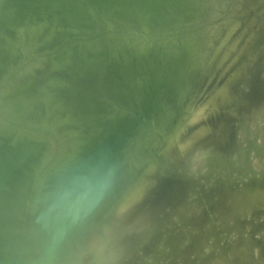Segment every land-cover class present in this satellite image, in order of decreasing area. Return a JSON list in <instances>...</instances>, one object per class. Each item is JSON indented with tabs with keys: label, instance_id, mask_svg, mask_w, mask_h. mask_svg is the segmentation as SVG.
I'll use <instances>...</instances> for the list:
<instances>
[{
	"label": "rangeland",
	"instance_id": "obj_1",
	"mask_svg": "<svg viewBox=\"0 0 264 264\" xmlns=\"http://www.w3.org/2000/svg\"><path fill=\"white\" fill-rule=\"evenodd\" d=\"M186 1H187L186 2L187 4H185V9L176 16V18L172 21V23L170 25H168L169 27L167 26L159 34V37H157L158 40H157L156 44L153 46V47L163 51L167 55V57L169 58V60L173 64V66L175 67V70H176L175 74L173 76H171V75L168 76V74L158 75V73L155 71L153 73L151 72L152 75H151V73L148 74L147 77H141L139 75L134 76V79L139 86L148 87L149 84L152 85L154 79L158 80V81H156V83L159 82L160 84H163L160 87V86H158L159 83L154 85V83H155L154 82L153 83L154 86L153 85H152L153 87L150 86L151 88H150L149 93H148L149 94L148 96L150 99L147 100L145 107L143 106L142 109L139 108L141 110L137 109V111L139 110L138 113L141 112L140 114L136 113V109L132 110L133 113L131 112L130 109H128V111L126 112L125 111L126 108H123V106L118 105L116 102H114L111 99H105L104 98L105 96H99L101 98V102L98 105L99 108H98V106H97L98 109L95 108V110H97V111L99 110V116H97L98 113H96V111H94L95 112L94 116H95L96 120L98 118V121H100V122H103L105 120L109 121L115 117H118L119 113H121V112L122 113L120 115H122V114L124 115V113L128 114L130 112V114H128V115L131 116L133 124H134V122L136 124L138 122H141V123H138L137 125L134 124L135 127H132L133 131H131L130 134L131 135L134 134V130L136 129L135 130L136 135H132V137H131V135L129 134L130 137L128 136L126 138L127 140L125 139L122 146L120 145V147L118 148L119 152H117V155L115 156L116 158L114 157L113 158L114 161L112 162L113 166L119 167L120 171L124 172L123 174H125V175H126V171H128L129 165H130L131 170L135 171L134 175L132 174L133 173L132 171H128V173L131 172V175H130L131 177L129 176L130 179L127 178L124 180H127L130 183H132V182L133 183L129 184V182L126 183L127 181H125L126 185L129 184L127 187H124L125 190L126 189L129 190V188H128L129 186L131 187L133 184H135L137 181H139L142 177L147 175L149 171L151 172L154 170V168L155 169L159 168L161 176L164 175V177H167V176H170L171 174L173 176H175L174 178L178 181L179 187H180V189L177 190V194H176L177 198H179V199L176 202H173L172 204L170 203L169 206H167L165 209L162 210L160 215L157 216L156 225H154L151 229L149 227H147V228L141 227L138 229V231L127 232L126 234L121 235L118 239H115V240L111 239V232H114L115 230H117V226H115L114 228L111 227L112 229L111 228L110 229L112 231H109V229L104 230L103 232H101L102 233L101 237H100L101 242L99 241V245L97 247H95V249L94 248L92 249L90 247V240H91L90 238L93 236L94 233L97 232V230H95V228H99V227L102 228V226H104L103 224H105L108 221V220H104V219L110 218L109 215H111V214L108 215V213H111V211L113 210L114 204H112V203L109 204L107 206L106 210L103 213L99 214V216L97 213L92 214L93 215L92 219H95V217L97 216L96 217L97 223L99 221V218L100 219L103 218L101 221H99L100 223L97 225L95 223L96 222V219H95L94 223H95L96 227L94 228L93 227L94 224H93L92 227L94 229H91L92 231L95 230V232L93 231V233H91V230H89V232H88V230H86L85 227L83 228V231L85 232V234L86 233L89 234V239L86 238V236L88 237V235H85L83 231H78V229L82 228V227H80L81 225L92 224L93 220L91 221V223H89V221L91 219L90 216L92 217V215H90L88 217L89 221H87V217L80 219L78 221V223L75 224L76 226L75 225L73 226V228L69 231L70 233L67 234L65 236V238L62 240V242L56 247V249H54L53 252L49 253L48 255H41V254L37 253L35 251V249L32 250V248L27 249V247L23 246V244H22V242H23L22 238H18V239L17 238H11L10 240L13 239V241L9 242V244L12 242L10 244L11 246L9 245V248H11V249L13 248L12 252L9 251V252H7V254L4 253V257H6V258L13 253L12 256L10 257L11 264L12 263L15 264L17 261H19V258L21 261L22 257H26V255H25L26 253L24 254V252L26 250H28L27 254L29 256H30V254L35 256L34 258H36L35 259L36 261H37V259L40 261L39 257H42L43 260L46 259L47 262H49L50 260L53 261V259L58 257L57 262L61 258H63V259H61V261H64V262L66 261L67 263H68V261H70V260L72 261V259H73V261H75V260L77 261V263H76V261L74 262L75 264H78L79 262H80L79 264H83L84 262L86 264H112V263L113 264H256V263L257 264H264V101L262 103V107L261 106L259 107L258 105H256V102H253V103L252 102H250V103L244 102L242 100V97H243L242 91H240V94H238V96H236V97H233L227 101L222 100V104H220V106L222 105L223 113H225L226 116L229 118V127H228L229 131H227L225 136L219 137L210 143L202 142V143H199L197 145V142H194V144H191L189 146V144H185V142L188 138V136L186 134L187 132L186 133L182 132V127L185 124L184 122H189L188 117L191 114V111H192V109H194L195 106L197 107V106H200L203 104H209L210 102H212V100H215L214 96L212 95L213 92L219 90L220 87L223 85L225 79H228L233 75L234 76L236 75V77L233 81L234 85L232 84V87L237 86V85L240 86V83L245 80L248 72H252V70L255 67H257V65L260 63V61L264 57V0H223V1L218 0V3L216 2L217 0H186ZM219 1L221 3H219ZM1 2H2V0H0V3ZM3 2H2V4H0V7L3 6L2 8H0L1 9L0 10V16L2 15V13H4V15L1 17H4L3 19L6 18L5 19L6 26H5V29H4V27L0 26L1 27L0 28V34H1L0 35V38H1L0 43L4 44L2 46L0 45L1 46L0 47V56L3 57L5 55L4 56L5 60L4 59L2 60L0 57V62H1L0 64H2V65L4 64L3 69L6 67V70L5 69L3 70L2 66H0V68L2 69V70L0 69L1 70L0 71V77H1L0 78V94L2 93L1 95L3 96V94L5 93L3 97L0 96V107L2 108L1 110H3L2 111L3 113H1V112L0 113H1V115L3 114V116H4V114L7 113L8 102L11 100L12 97L17 95V93H14L15 95L12 94V97H11V92L13 93V90H15L14 92H16L17 90L21 91V89H18V88H21V84H23L22 86L26 87L27 86L26 82H27L28 78H29V80L31 78V79H33L32 81H34L36 79H42V78L47 77L50 74V72L52 71V68H53L52 64L54 65V62H55V59L54 60L51 59L50 56L55 57L57 50H59V47L61 48L63 46L62 44H64V43L66 44V42L67 43L72 42V40L73 41L79 40V39L83 38L85 35L82 34L80 28L77 29L78 27L73 26L72 23H69V22H60L59 24L57 23L59 6L55 2L51 3V4H47V0H42V1L37 0L34 4H32L30 6H24V7L19 6L21 9L19 7H16V9L11 8L10 6H7L5 4L4 5L6 8H4ZM208 3H210V4H208ZM35 4H36V6H35ZM38 5H39V7H38ZM49 6H51V8ZM29 7L32 8L31 12H30ZM26 8H28L27 10L29 11L28 12L29 14L27 13L26 16L22 17L21 14L23 15L24 13L27 12V11L25 12ZM35 8L37 10L41 11L42 13L40 14V12H37ZM212 8H213V12H212ZM5 9H6V11H8V9H10V12L9 11L8 12H9V14L10 13L11 14L9 15L8 12L5 11ZM14 11H16V14L17 13H19V14H17L18 19L16 18L13 21L12 17H10V16L14 15L13 18L17 17L16 14H13V13H15ZM20 11H22V13ZM23 11H24V13H23ZM52 11H54V12H52ZM36 12L39 14H37ZM190 12H192V13L194 12L193 15ZM35 14L37 16H35ZM6 15L9 17H6ZM31 15H33V17L35 16L36 18L30 17ZM19 17H20V20H19ZM178 17L179 18L181 17L180 19L184 23ZM37 18H39V19H37ZM3 19H1V20L3 21ZM22 19H24V20H22ZM26 19H27V21H26ZM184 19L185 20L191 19V20L188 21V23H187L184 21ZM52 20H54V21L52 22ZM49 23H50V25H49ZM106 23L104 25L105 31L103 32V30H104V28H103V30H102L103 33H101V35L103 34L102 35V39L104 40L103 42H104V44H106L107 47H109L108 49H110V50H113V51L124 50L126 52L140 53V52L147 50V48H149L151 46V43L153 42V40L150 39L151 38L150 35H153V32H152V34L150 32L151 31L150 28H145L144 26H142L143 29H145V30H143V29H141V26H137V28L131 27V28H128L125 30H119L117 28H114L110 22H106ZM13 24L16 26V28ZM11 26H12V28H11ZM52 26H55L57 29L52 27ZM65 27L68 30H66ZM168 28H170V29H168ZM147 29L150 31H148ZM190 29L192 31L191 34H190ZM203 30H204V32H203ZM4 31H5V33H4ZM61 32H64V33H61ZM59 34H61V35H59ZM71 34H72V37H71ZM184 34H186L185 39L183 36ZM87 35L90 36L89 34H87ZM92 35L93 34H91V36ZM59 36H62L59 38V39L62 38L61 40L57 39ZM68 36H70V37H68ZM64 37H66V38H64ZM186 37H187V39H186ZM193 37H194V39H193ZM68 38L70 41L67 40ZM186 40H188V41H186ZM10 41H12V42H10ZM60 45H62V46H60ZM202 45H203V47H202ZM206 46H208V47H206ZM6 48H8V49H6ZM200 48L201 49L203 48V49L201 50ZM196 49L198 50L197 53L195 52ZM1 50H2V52H5L7 54L4 53L2 55ZM200 50H201V52H200ZM52 51H53V53H52ZM47 52L50 56L48 54H46ZM192 52H193V54H192ZM44 54H45V56H44ZM184 54L186 55V62H188L189 64H194L195 63L194 61L197 60L196 62L200 63L199 66L202 65V67L198 68L196 66V63L194 64L195 65L194 68H192V70H190V72H189V76L191 77L192 80L187 81V82L182 81V79H180V78L178 79V76H177L178 72H179L178 64H179L180 60L183 58ZM9 57H10V59H9ZM47 57H49V58L47 59ZM202 57H203V60H202ZM8 59H9V61H8ZM190 60L193 61L194 63L193 62L191 63ZM6 61H7L8 65L5 64ZM50 61H51V63H50ZM47 62L50 63L51 67L47 65L48 64ZM27 66L29 68H27ZM43 66L49 67V68L46 69ZM23 67L26 68V71H28L29 74H28V72L23 73V71H25V69ZM42 68L43 69L45 68V69L43 70ZM42 70H43V72L45 71V73H43ZM194 71H195V73H194ZM12 73L15 75H13ZM120 73L121 72L118 71L115 74H120ZM28 75H30V76H28ZM163 75H165V79L167 76L170 78L167 77L166 81H165V79H163V80L160 79V78H164ZM16 76H19L20 78H22V76H23L25 78L26 82H25L24 78L21 80V79H19V77H16ZM152 77L154 79H152ZM17 78H18V81H16ZM14 79L16 81L15 84L16 85L18 84V87L15 84H14L15 87H13V83L15 82ZM21 81H23V82H21ZM163 81H165V82L169 81L168 83H169L170 87L169 88L165 87L166 83ZM28 82H31V81H28ZM11 83H12V86L10 85ZM19 83H21V84H19ZM173 83H174V85H173ZM200 85H202V86H200ZM10 87L12 89L13 88L14 89L12 90ZM24 87H23V89H25ZM157 87H158V89H157ZM159 87H160V89H159ZM161 89H163V90L166 89V90L162 92ZM20 91H18V92H20ZM22 91H24V90H22ZM157 91L158 92L160 91L159 96L157 95V94H159ZM166 91L169 93H167ZM161 92L164 94L161 95L162 94ZM21 93L22 92H20V94ZM151 93H154L155 95L151 94ZM9 94H10V96H9ZM156 95H157L158 99L155 97ZM263 95H264V93L262 94V96ZM8 97H10L9 101H8ZM186 98H189V100ZM191 98L192 99L194 98V99L192 100ZM184 99H186V101ZM149 100H150V103H149ZM50 101L51 102H46L47 104L45 103V106L43 107V109H45L43 111H45V112L47 111V112L45 114H42L43 113L42 112L40 114L41 116H39V120H40L39 122L41 123V127H39V128H41L42 130L41 129L37 130L38 127L36 125L40 126L38 124L39 122L37 124H35V126L37 127V128L35 127L36 129L34 128V126L31 127L33 130H35V131H33L30 127H27L26 125L24 126L23 124H19L20 126H18V124L12 120L10 115L8 116V114L5 115V117H8V120H5L4 117L0 116V122L2 124H3V122H4V124L6 123L5 124L6 127L3 125V128H2L1 123H0V126H1L0 133L2 131L3 132L5 131V133L2 132L0 134L1 137L3 136L2 134H5L4 140L2 139L3 137L0 138V146L2 148L5 146L2 151H1L2 148L0 147L1 148L0 152L1 153L7 152L9 149L10 152L8 151L9 153L8 152L7 153L9 154V156L11 155L12 159L11 158H9V159L13 160L12 163H14V159L16 158L17 161H20V162L24 161L26 164L27 163L29 164V166L27 165L28 166L27 167L26 165L23 166V162H21V163L19 162L20 163L19 164L17 161H15L16 163H14V165H13L14 169L10 173V176L8 177L9 174L5 175L7 177V179L9 178L10 181L8 180V182H10V183H7L5 176H4V178H1V182H3L4 180L6 181V182L4 181L5 182L4 184L6 185V187L0 188L2 190L1 193H3V194L5 193V195L0 193V201H1L0 204L2 206L3 205L5 206V207L3 206V208H5L4 212H3L2 206H0L1 207L0 208L1 209L0 215L3 216V214L5 212H7V209H9L8 213L11 212L12 214H8L9 217H7V215L4 214V216H6V218H8L7 222L4 220V218H5L4 216L0 217L1 218V220H0L1 225L0 226L2 227V229H0V231H1L0 234L4 233V232L5 233H13L14 232L15 233L17 230L19 231L18 223H15V222H19V218L16 216V215H18L17 214L18 212L16 209H13V207H12L13 203H15L18 199L17 203H19V205L21 207H23L24 209L27 208L33 199L32 196H34L35 190H33V189L35 188L36 178L38 179V176H40L41 173L46 172L48 170H51V169L55 168L56 166H58L59 165L58 162L61 160L60 161V163H61L62 160H64L63 155H66V153H67V155L65 156V158H66L67 156L70 155L71 151H72L71 153H73V151L76 147V144H77V133H76V131L74 129H72L71 125H70V128H68V129L66 128L67 126H69V124L67 122L63 121L62 118H64V117H62L60 119V117L64 116V115H63V113L58 112V111H60V106H59L58 101L57 100H50ZM156 101H158V102H156ZM166 101H167V103H165ZM184 101L186 103H184ZM181 103H182V105H181ZM111 104H114V105H111ZM148 104H152L151 105L152 107ZM1 105H3V106H1ZM107 105L109 108H107ZM110 106H111V108H110ZM168 106H169V108H168ZM178 106H179V108H178ZM147 107L148 108L151 107L150 109H148L149 111L147 109H145ZM112 108H113V110H112ZM175 108H178L177 110H178V112L179 111L180 112L179 113L176 112V115H174L176 117L175 118L176 120L173 118L175 121L174 120L172 121L171 117H172V114H174V112L176 111ZM180 108L183 111V113H181ZM105 109H107V110L105 111ZM120 110H122V111H120ZM134 111H135L136 115H141L140 118H139V116L136 117V115L134 114ZM145 111H146V114L148 113L147 115L146 114L144 115ZM170 111H172V112H170ZM101 112L103 115L101 114ZM53 113H55V115ZM47 114L50 115L52 119L48 117V118H46V120L50 119V120H54V121L50 122L48 120L47 121L44 120V124H43L42 119H44L45 115L47 117ZM51 114H53V117ZM57 114H58V116H57ZM178 114H180V116H178ZM133 115L135 118L133 117ZM142 115H144V116H142ZM169 116H170V118H169ZM141 117H143V119ZM180 117L183 118L184 120L181 119ZM133 118L135 119V121L133 120ZM139 119H142L143 121H140ZM165 120L166 121L171 120L170 124H172V122H174L172 124L173 126L169 124L168 126L166 125V127H165V124H163L165 122ZM8 121H10V122H8ZM45 121L48 125H46ZM62 121L64 122V125L67 123L66 124L67 126H65V129H64V125L62 124L63 123ZM136 121H138V122H136ZM8 123H11V125ZM176 123H178V124L176 125ZM60 124H62L61 126H63V127H61ZM152 124L155 126L159 125V126L165 127V130L168 127V128H170V130L168 129L167 132L165 131L166 133L164 135V131L161 132V131H159V129L156 130L155 126H154V129L156 130V132L159 131V133H157V134L158 135L160 134V135L158 136V135L154 134L153 131H155V130L152 128L153 127V126H151ZM8 125H10V127H7ZM146 125L151 126L152 130L149 127H147ZM145 127L149 129V131L146 130L147 131V133L145 132L146 134L152 132L154 134V137L155 136L157 137V139L154 140L156 137L155 138L153 137L154 138L153 139L152 133H150V135L149 134L147 135L148 139H149V137H151L152 139L150 138L151 140L150 139L149 140L146 139V140H148V141L154 140L153 145H151L152 147L149 146L151 142L150 143L148 142V144H147V142L142 139V138H144L143 137L144 132L142 130H144ZM7 128H9V129L11 128L10 130H14V132L12 131V134L16 133V135L15 134L12 135L10 133V130ZM158 128H161V127H158ZM6 129H7V131H6ZM61 129H64V130H61ZM49 130H50V132H49ZM65 130H67L70 133L67 134L68 132ZM160 130H162V129H160ZM20 131H23V132H20ZM136 131H137V133H136ZM141 131L143 133H141ZM6 132H8V133H6ZM53 132H56V135L58 138L57 137H55V138L60 140L61 143L60 142L59 143L62 146H60L57 139L53 141L52 138L54 136H56L55 134H53ZM9 133H10V135H9ZM18 133H19V135L21 133H23V135L21 134L20 138H18L19 137V136H17ZM50 133H52L51 134L52 138H48V136L51 137ZM58 133L59 134L61 133V134L59 135ZM64 133H66L67 136H64L65 135ZM138 133H140L142 135V137H141V135H137ZM6 134H8V135H6ZM72 134H73V136H72ZM200 134H201V129L198 128L195 131H193L192 136L196 137V139H197ZM27 135H28L27 139L29 138L28 140H30V138L32 139V140H30L31 143L30 142L27 143V146L28 147H30V146L35 147V144H36L35 148L36 149L38 148L37 151H40V152L36 153V151H35V153H36L35 154L34 150H36V149L32 150V147L27 149V150H29V152L26 151V149H25V148H27V146L25 148H22L23 145L24 146L26 145L25 143L27 142V140L24 138ZM61 135L64 137H61ZM6 136L8 138H10L11 141L13 140L14 142H15V140L19 141V139L23 138L22 141H19L22 145L19 144V142L14 143V144H17L19 146L21 145L22 146L21 150L19 151L18 149H20V148H18L19 146L17 147L16 145L14 147V148L17 147L16 149L13 148L14 149L13 150L12 148H10L13 144V141H12V144H11V141H10V143H4L7 139V138H5ZM12 136H13V139L11 138ZM14 136L17 138L15 139ZM34 137H35V139H34ZM45 137H47V138H45ZM65 137H66V141H65ZM74 137H75V139H74ZM136 137H138V139ZM67 138L70 140V142H73V143H69L68 142L69 140H67ZM132 138L134 141H130V140H132ZM43 139L45 141H42ZM51 139H52V142H50ZM24 140H26V141H24ZM7 141H9V139ZM39 141H42V143L44 142L43 146H40V147L38 146V145L42 144ZM48 141L50 143H53L51 145V147L53 146L52 148H50V147L48 148V146L50 144V143H48ZM128 141L133 145H134V143H136L137 147H134V148L138 149V152L135 149L133 150V147H129V145H127L128 147L126 146V143L130 144V143H128ZM23 142H25V143H23ZM37 142H39V143L37 144ZM67 142L69 145L67 144ZM144 142L148 145V147H147V145L144 144ZM3 143H4V146H3ZM45 143H46V145H45ZM138 143H139V145H137ZM8 144L10 145V147H8L9 146ZM143 144L145 146H143ZM57 145H59V146H57ZM140 145L143 146V150L148 152V154L150 155V157L148 156L149 157L148 159H152V157H151L152 153H157L158 156L155 155L156 157L153 154V156H154L153 161L155 160L154 163L152 160H147L148 161V164H147V162L145 160V159H147V157L144 159L146 153L144 151H143V153H142V151L139 152L140 149L142 150ZM155 145H156V147H155ZM157 145L160 147V149L157 148L158 147ZM69 146L71 149L69 148ZM123 146L126 147L125 149L129 148L128 150L130 152L132 150L135 151L134 153L135 154L137 153L138 158L140 159L139 160L140 162L142 160L140 156L143 155L144 156V157L142 156L143 160H145V162H146L145 165H147V166L145 167V166H143V163H140L137 161L138 165H141V167L140 168L136 167V165H137L136 164L137 163L136 162V160H137L136 156L137 155L133 154L132 156H134V157L131 156L132 158H130V156H129L133 151L131 153L129 152V154H128V159H130L131 162L127 158L126 159L128 160L129 163L127 161L123 162L122 158L125 160L124 156H126V154L128 152V150L127 151L125 150L126 152H124ZM130 146H132V145H130ZM6 147L8 149H6ZM41 147L42 148L44 147V149L46 148V150L44 151L43 149H39ZM65 147H67L69 149L67 150V149H65ZM195 147H196V149H195ZM54 148L55 149L61 148L60 150H58L60 152H58L56 150H55V152H53ZM5 149L7 151H5ZM24 149H25V153L26 152L29 153V155L23 156L25 158L27 157L28 162H27V159L21 160L19 157V156L23 155ZM30 149L33 153L30 151ZM48 150L49 151L53 150L52 151L53 153L51 151L49 153L51 158L48 157L47 153L45 154L46 156L44 154H42L45 152H49ZM153 150H154V152H153ZM174 150H176L177 159H172V158L168 157L170 151H174ZM16 151H17V154H19L20 152H22V154L21 155L19 154V156L16 154L18 156L17 157L13 153ZM62 151H63V154L61 153ZM68 151H70L69 154H68ZM150 151H152V152L149 153ZM30 152H31V155H30ZM1 153H0V155H1ZM39 153H41L42 155ZM5 154L6 153H2L1 156L5 157L6 156ZM8 154H7V156H8ZM26 154H24V155H26ZM51 154L52 155L54 154L53 157ZM58 154H61V155L59 156ZM148 154H146V155H148ZM13 155L15 156L14 158H13ZM33 155L34 156L38 155V158L36 156H35L36 158L33 157ZM1 156H0V159L3 158L4 161H6L8 158L7 157L4 159V157H1ZM28 156L29 157L31 156L30 159L28 158ZM54 156H56L57 158L56 157L54 158ZM46 157H48V158H46ZM34 158L36 160L40 158L43 162L40 161V159H39V161L37 160L38 164H40L38 166V164H37V162H35ZM132 159L133 160L135 159V161H132ZM1 160H0V163H1ZM3 160H2V162H4ZM32 160L36 163L35 166H38V167H36V169H35L34 163H32L33 162ZM45 160L47 163L45 162ZM120 161H122L123 163ZM150 161H152V162H150ZM159 161H160V163H158ZM125 162L128 163L129 165H127ZM55 163H57V165ZM131 163H132V165H134V164L135 165L131 166ZM15 164H17V165H15ZM32 164H33L34 169H32V167H31ZM123 164L125 166L124 167L125 169L122 170L121 168H123ZM160 164H161L160 167L157 166ZM173 164L175 165V167ZM188 164H189V166H188ZM19 165H21V166L19 167ZM52 165H54L55 167L54 166L52 167ZM148 165L150 168L148 167ZM153 165H154V167H153ZM132 167L134 168V170L132 169ZM142 167H145L146 170H145V168H142ZM27 168L30 170V173H28L29 170ZM49 168H51V169H49ZM135 168L137 170H135ZM187 168H191V169H187ZM141 169H143V170H141ZM33 170L35 172L32 173ZM38 170H40V171H38ZM144 170H145V172H144ZM26 171H27V174L30 175V177H29V175H25ZM139 171L141 172V174L139 173ZM176 171H177L178 175H176ZM39 172H41V173H39ZM143 172L145 175L143 174ZM146 172H147V174H146ZM12 173H14V174H12ZM128 173H127V175H129ZM11 175H12V177H11ZM13 175L16 178H13ZM0 176H2V175L0 174ZM31 176L35 180L34 179L32 180ZM20 177H22L23 179H21ZM18 178H19V180H18ZM29 178H31V179H29ZM133 178H134V180L132 181ZM2 179H3V181H2ZM11 181L13 183H11ZM17 181H19V183H17ZM28 183H31V184H28ZM11 184L13 187L10 186ZM31 185H32V187H31ZM28 186H30L33 191H30L31 189ZM10 187L14 188V190L16 187V191H13ZM17 187H19V188H17ZM23 188H26V189H23ZM124 188L122 191H124ZM26 191H28L30 194L27 193ZM118 191H120L121 193L120 192L118 193ZM122 191L120 189L114 188L112 186L109 189L110 193L115 192V194L118 195V197L115 200H117L119 198V196L123 195ZM9 192L11 193V195H9ZM32 193H33V195H32ZM243 194H245L247 196L244 200L239 202L238 201L239 197ZM16 195L18 196V198ZM20 196H21V198H20ZM23 196L25 198L24 199L25 203L22 202ZM3 198H4V200H2ZM14 199H16V200H14ZM20 199H22V200L20 201ZM21 202H22V205H21ZM23 203H24V205H23ZM7 204H9V205L7 206ZM25 205H27V207ZM108 210L110 212H108ZM15 211H16V213H15ZM106 211L108 212L106 215H108L109 217L105 216V218H104L102 216H103V214L106 213ZM10 215H12L13 218H12V216L10 217ZM10 218L12 221L9 220ZM85 221H87V222H85ZM102 221H104V222H102ZM10 223L12 224V226ZM8 225H10V226H8ZM5 226H8V227H5ZM88 226H90V225H88ZM15 227L17 228V230L15 229ZM101 228H99V229H101ZM76 231H77V233H76ZM78 232H83V235H82V233H78ZM128 233H129V235H127ZM135 233H136V235H135ZM104 234H105V237H104ZM72 235H74V236H72ZM107 235H110V236L107 237ZM79 236H80V238H79ZM82 236H84V238H86V239L84 240V238H82ZM68 237H72V238H68ZM126 237L128 239H126ZM78 238H79V240H76ZM124 238L126 239V242H124L125 241ZM15 240H16V242H15ZM82 240H84V241H82ZM86 240H87V242H86ZM127 240L131 243H129ZM66 241H67V244H65ZM81 241L83 243H85L87 245V247L85 244L83 246V244H81ZM75 242H76V244L80 243V244H78V246L82 245V247L79 248V249L82 248V250H78V248H77L78 246L75 244ZM19 244H20V246H19ZM63 244H65V246H64L65 249L62 250L61 247L63 246ZM120 244L121 245L123 244V245L120 246ZM60 245H61V247H60ZM114 245H116L117 248ZM126 245L128 246V248ZM129 245H130L131 249H130ZM17 246H19V247H17ZM70 246H71L72 250H71ZM88 246H89V248H88ZM23 247H25V248L22 249ZM68 247H69V249H67ZM83 248H85V249H83ZM120 248L123 252H125L127 249H128V251H126V253H122ZM29 249L31 251H29ZM60 249H61V251H59ZM73 249H74V251H73ZM76 250H78V251H76ZM84 250H86V253ZM32 251H34V252L32 253ZM54 251H55V253H54ZM56 251L61 252V253L63 252V253L60 256L59 253ZM65 251H68L69 253L71 251H73L72 252L73 254L70 253V254H72L70 256V254H68V252H65ZM80 251H83V252H80ZM117 251L120 252L121 255ZM22 252L24 255L22 254ZM78 252H80L81 254ZM100 252H101V254H100ZM35 253L39 254L38 257H36L37 254L34 255ZM90 253H92V256ZM55 254L58 256H55ZM64 254H66L65 255L66 257L63 256ZM75 254H77V255H75ZM85 254H88V255H85ZM89 254H90V256H89ZM102 254H104V255H102ZM1 255L3 257V254H1ZM1 255H0V258H1ZM51 255L52 256L54 255V258ZM73 255H74V258L72 257ZM94 256H95V258H94ZM117 256L119 259L117 258ZM13 257H18V258H13ZM31 257H26V259L29 258L28 259L29 263H27L28 260H27V262H25L26 260H24V258H23L24 261L22 260V263L17 262L16 264H24V263L30 264V258ZM44 257H46V258H44ZM48 257H50L49 258L50 260L48 259ZM70 257H72V258H70ZM120 257H122V258L120 259ZM6 258H1L0 263H4V264L8 263L9 264L10 263L9 257H8L9 261L8 260L6 261ZM34 258L31 259V262H35ZM68 258H69V260L67 261ZM2 260H4V261H2ZM43 260H41V263H43ZM46 260L44 261V263L49 264L46 262ZM116 260L118 261V263L116 262ZM12 261H14V262H12ZM61 261H60V264L61 263L63 264L64 262H61ZM113 261H115L116 263ZM57 262H56V264H59ZM66 262L64 264H67ZM107 262H109V263H107ZM71 263L69 262V264H71ZM31 264H33V263H31ZM53 264H54V261H53Z\"/></svg>",
	"mask_w": 264,
	"mask_h": 264
},
{
	"label": "water",
	"instance_id": "obj_2",
	"mask_svg": "<svg viewBox=\"0 0 264 264\" xmlns=\"http://www.w3.org/2000/svg\"><path fill=\"white\" fill-rule=\"evenodd\" d=\"M36 1L5 0V5L24 7ZM54 2L59 6L57 23H72L85 36L59 48L51 73L30 82L22 94L12 97L7 111L17 124L32 127L47 100H57L65 122L77 133V144L71 155L38 177L28 209L17 201L13 203L19 215V231L0 234L7 244L11 238H22L23 246L41 255L53 252L73 226L114 187L120 173L112 160L131 133L132 119L124 114L109 121L96 120L94 111L101 102L99 96L130 110L146 105L149 89L139 86L134 76L147 77L154 71L158 75L175 74L167 55L153 46L186 4V0H47L48 4ZM108 21L119 30L150 28L155 35L151 46L140 53L108 49L101 37ZM118 71L128 79L114 84V74ZM105 83L116 88L104 91ZM84 109L92 117L90 120L82 117ZM88 125L96 129L87 131ZM13 169L14 166L8 168V172ZM54 194L71 202L45 217L42 214L52 206Z\"/></svg>",
	"mask_w": 264,
	"mask_h": 264
},
{
	"label": "bare ground",
	"instance_id": "obj_3",
	"mask_svg": "<svg viewBox=\"0 0 264 264\" xmlns=\"http://www.w3.org/2000/svg\"><path fill=\"white\" fill-rule=\"evenodd\" d=\"M4 0H2V2H3ZM42 1V0H41ZM220 1H223V0H220ZM219 1V3H221ZM2 2L0 3V4H2ZM5 2V1H4ZM3 2V5L5 4ZM187 2V1H186ZM192 2V1H191ZM217 3H218V0L216 1ZM41 4V3H40ZM46 4V3H45ZM48 4V3H47ZM187 4V3H186ZM208 4H210V3H208ZM215 5V4H214ZM8 6V5H7ZM35 6H36V4H35ZM42 6V5H41ZM3 7V6H2ZM2 7H0V8H2ZM32 7V6H31ZM38 7H39V5H38ZM50 8H51V6H49ZM4 8H6L5 7V5H4ZM8 8V7H7ZM12 8V7H11ZM20 8V7H19ZM30 8V7H29ZM34 8V7H33ZM214 8V7H213ZM213 8H212V12H213ZM16 9V8H15ZM14 9V10H15ZM21 9V8H20ZM23 9V8H22ZM28 8H26V10H25V12L26 13H24V11H23V13L25 14H21V16L22 17H24V16H26L27 15V13L29 12L28 10H27ZM31 9L32 8H30V12H31ZM36 9V8H35ZM47 9V8H46ZM191 9V8H190ZM193 9V8H192ZM1 10V9H0ZM19 10V9H18ZM54 10V9H53ZM208 10V9H207ZM5 11H6V9H5ZM8 11L10 12V9H8ZM8 11H6V12H8ZM33 11V10H32ZM36 11L37 12H40V14L42 13L41 11H39V10H37L36 9ZM43 11V10H42ZM58 11V10H57ZM193 11V10H192ZM9 12H8V14H9ZM12 12V11H11ZM15 13H13V14H16V11H14ZM19 12V11H18ZM21 13H22V11H20ZM35 12V11H34ZM36 12V13H37ZM44 12V11H43ZM46 12V11H45ZM49 12V11H48ZM52 12H54V11H52ZM208 12V11H207ZM50 13V12H49ZM190 13H192V12H190ZM194 13V12H193ZM193 13H192V15H193ZM6 14V13H5ZM11 14V13H10ZM9 14V15H10ZM17 14H19V13H17ZM17 14H16V16H17ZM29 14V13H28ZM34 14V13H33ZM37 14H39V13H37ZM52 14V13H51ZM187 14V13H186ZM4 15V13H2V15L1 16H3ZM198 15V14H197ZM213 15V14H212ZM0 16V17H1ZM29 16V15H28ZM35 16H37L36 14H35ZM34 16V17H35ZM39 16V15H38ZM41 16V15H40ZM187 16V15H186ZM6 17H9V16H7L6 15ZM10 17H12V19H13V21L17 18L18 19V16L17 17H15V18H13L14 17V15L13 16H10ZM30 17H32V18H34L33 17V15H31ZM29 17V18H30ZM188 17V16H187ZM191 17V16H190ZM195 17V16H194ZM4 17H1L0 18V26L1 27H4V29H5V26H6V24H5V19H3ZM36 18V17H35ZM41 18V17H40ZM53 18V17H52ZM179 18V17H178ZM181 18V17H180ZM179 18V19H180ZM1 19H3V21L1 20ZM25 19V18H24ZM24 19H22V20H24ZM37 19H39V18H37ZM51 19V18H50ZM54 19V18H53ZM187 19V18H186ZM11 20V19H10ZM19 20H20V17H19ZM36 20V19H35ZM177 20V19H176ZM181 20V19H180ZM191 20V19H190ZM190 20H185L184 19V21L185 22H187L188 23V21H190ZM195 20V19H194ZM26 21H27V19H26ZM30 21V20H29ZM54 20H52V22H53ZM182 21V20H181ZM7 22V21H6ZM11 22V21H10ZM16 22V21H15ZM14 22V23H15ZM18 22V21H17ZM109 22V21H108ZM176 22V21H175ZM183 22V21H182ZM28 23V22H27ZM31 23V22H30ZM178 23V22H177ZM184 23V22H183ZM182 23V24H183ZM197 23V22H196ZM17 24V23H16ZM52 24V23H51ZM107 24V23H106ZM14 25V24H13ZM49 25H50V23H49ZM53 25V24H52ZM70 25V24H69ZM112 25V24H111ZM10 26V25H9ZM15 26V25H14ZM74 26V25H73ZM180 26V25H179ZM0 27V28H1ZM52 27H54V28H56L55 26H52ZM59 27V26H58ZM63 27V26H62ZM114 27V26H113ZM145 27V26H144ZM169 27V26H168ZM11 28H12V26H11ZM15 28H16V26H15ZM50 28V27H49ZM64 28V27H63ZM62 28V29H63ZM68 28V27H67ZM74 28V27H73ZM104 28V27H103ZM115 28V27H114ZM137 28V27H136ZM145 28H148V27H145ZM177 28V27H176ZM179 28V27H178ZM57 29V28H56ZM65 29H66V27H65ZM77 29H79V27L77 28ZM76 29V30H77ZM141 29H143V27L141 26ZM168 29H170V28H168ZM204 29V28H203ZM13 30V29H12ZM50 30V29H49ZM66 30H68V29H66ZM143 30H145V29H143ZM148 30V29H147ZM151 30V29H150ZM150 30H148V31H150ZM10 31V30H9ZM14 31V30H13ZM54 31V30H53ZM65 31V30H64ZM71 31V30H70ZM74 31V30H73ZM105 31V28H104V30H103V32ZM167 31V30H166ZM198 31V30H197ZM46 32V31H45ZM78 32V31H77ZM102 32V33H103ZM151 32V34H152V31H150ZM149 32V33H150ZM191 29H190V34H191ZM199 32V31H198ZM201 32V31H200ZM203 32H204V30H203ZM2 33V32H1ZM4 33H5V31H4ZM56 33V32H55ZM61 33H64V32H61ZM67 33V32H66ZM81 33V32H80ZM79 33V34H80ZM202 33V32H201ZM3 34V33H2ZM69 34V33H68ZM188 34V33H187ZM205 34V33H204ZM1 35V34H0ZM58 35V34H57ZM59 35H61V34H59ZM64 35V34H63ZM84 35V34H83ZM90 36H91V34H89ZM103 35V34H102ZM102 35H101V37H102ZM107 35V34H106ZM185 35L186 34H184L183 36H184V39H185ZM189 35V34H188ZM56 36V35H55ZM86 36H88V35H86ZM151 36V40H153L154 38V35H150ZM60 37H62V36H59L57 39H59ZM68 37H70V36H68ZM71 37H72V34H71ZM145 37V36H144ZM159 37V36H158ZM188 37V36H187ZM187 37H186V39H187ZM190 37V36H189ZM64 38H66V37H64ZM74 38V37H73ZM79 38V37H78ZM81 38V37H80ZM105 38V37H104ZM1 39V38H0ZM56 39V38H55ZM62 39V38H61ZM61 39H59V40H61ZM193 39H194V37H193ZM200 39V38H199ZM198 39V40H199ZM202 39V38H201ZM204 39V38H203ZM67 40H69V38L67 39ZM190 40V39H189ZM70 41V40H69ZM104 41V40H103ZM106 41V40H105ZM186 41H188V40H186ZM2 42V41H1ZM4 42V41H3ZM6 42V41H5ZM10 42H12V41H10ZM62 42V41H61ZM72 42H73V40H72ZM64 43V42H63ZM67 43V42H66ZM108 43V42H107ZM9 44V43H8ZM14 44V43H13ZM41 44V43H40ZM39 44V45H40ZM60 44V43H59ZM65 44V43H64ZM64 44H62V45H64ZM193 44V43H192ZM206 44V43H205ZM0 45L2 46V45H4V44H1L0 43ZM62 45H60V46H62ZM106 45V44H105ZM0 46V47H1ZM44 46V45H43ZM187 47V46H186ZM201 47V46H200ZM202 47H203V45H202ZM206 47H208V46H206ZM210 47V46H209ZM48 48V47H47ZM50 48V47H49ZM60 48V47H59ZM107 48H109V47H107ZM6 49H8V48H6ZM46 49V48H45ZM58 49V48H57ZM189 49V48H188ZM198 49V48H197ZM195 50V52L197 53V51L198 50ZM201 49V48H200ZM203 49V48H202ZM201 49V50H202ZM201 50H200V52H201ZM56 51V50H55ZM58 51V50H57ZM194 52V51H193ZM193 52H192V54H193ZM199 52V53H200ZM5 52H2V50H1V54L3 55ZM19 53V52H18ZM52 53H53V51H52ZM203 53V52H202ZM201 53V54H202ZM5 54H7V53H5ZM46 54H48V52L46 53ZM195 54V53H194ZM209 54V53H208ZM49 55V54H48ZM205 55V54H204ZM5 56V55H4ZM1 57V59L3 60H5V57ZM7 56V55H6ZM17 56V55H16ZM44 56H45V54H44ZM47 56V55H46ZM50 56V55H49ZM8 57V56H7ZM51 57V59H55L56 58V56L55 57H53V56H50ZM206 57V56H205ZM49 57H47V59H48ZM9 59H10V57H9ZM9 59H8V61H9ZM202 60H203V57H202ZM40 61V60H39ZM48 61V60H47ZM191 61V60H190ZM197 61V60H196ZM196 61H194L195 63H196V66L198 67V68H200V67H202V65L201 66H199L200 65V63L198 62H196ZM38 62V61H37ZM193 61H191V63H192ZM193 62V63H194ZM1 63V62H0ZM4 63V62H3ZM34 63V62H33ZM48 63V62H47ZM50 63H51V61H50ZM50 63H48L47 65L48 66H50L51 67V65H50ZM194 63V64H195ZM202 63V62H201ZM6 65H8L7 64V61H6V63H5ZM15 64V63H14ZM30 64V63H29ZM28 64V65H29ZM194 64H189L188 62H186V55L184 54V56H183V58L180 60V62H179V64H178V68H179V72H178V79L180 78V79H182V81H184V82H187V81H191L192 79H191V77L189 76V72H190V70H192V68H194ZM203 64V63H202ZM46 65V66H47ZM204 65V64H203ZM0 66H2V69H3V66H4V64L2 65V64H0ZM41 66V65H40ZM52 66H53V64H52ZM26 67V66H25ZM25 67H23L24 69H25V71H23V73L24 72H28V71H26V68ZM43 67H45V66H43ZM27 68H29L28 66H27ZM46 69H48L49 67H45ZM44 68V69H45ZM177 68V69H178ZM206 68V67H205ZM1 69V68H0ZM1 69V70H2ZM5 70H6V67L4 68ZM3 69V70H4ZM43 69V68H42ZM43 69V70H44ZM0 70V71H1ZM8 70V69H7ZM20 70V69H19ZM18 70V71H19ZM28 70V69H27ZM43 70H42V72H43ZM17 71V70H16ZM15 71V72H16ZM21 71V70H20ZM6 72V71H5ZM14 72V73H15ZM22 72V71H21ZM155 72V71H154ZM18 73V72H17ZM16 73V74H17ZM43 73H45V71L43 72ZM51 73V72H50ZM153 73V72H152ZM152 73H151V75H152ZM194 73H195V71H194ZM13 74V73H12ZM21 74V73H20ZM28 74H29V72H28ZM39 74V73H38ZM42 74V73H41ZM13 75H15V74H13ZM26 75V74H25ZM24 75V76H25ZM11 76V75H10ZM28 76H30V75H28ZM164 76V78H160V79H165V75H163ZM168 76H169V74H168ZM167 76V77H168ZM199 76V75H198ZM15 77V76H14ZM16 77H19V76H16ZM26 77V76H25ZM157 77V76H156ZM155 77V78H156ZM161 77V76H160ZM167 77H166V79H167ZM235 77H236V75L234 76H231L230 78H228V79H225V81H224V83H223V85L220 87V89L219 90H217V91H215V92H213V96H214V98H215V100H212V102H210L209 104H203V105H200V106H195L194 107V109H192V111H191V114L189 115V117H188V120H189V122H184L185 124L183 125V127H182V132H184V133H186L187 134V136H188V138H187V140H186V142H185V144H189V146L191 145V144H194V142H197V145L199 144V143H202V142H205V143H210V142H212V141H214V140H216L217 138H219V137H223V136H225L226 135V133H227V131H229L228 130V127H229V118L226 116V114L225 113H223V111H222V105L220 106V104H222V100H224V101H227V100H229V99H231V98H233V97H236V96H238V94H240V91H242V93H243V97H242V100L244 101V102H256V105H258L259 107L261 106L262 107V103H263V101H264V95L262 96V94L264 93V57L262 58V60L260 61V63L257 65V67H255L253 70H252V72H248V74H247V76H246V78H245V80L244 81H242L241 83H240V86L239 85H237V86H233L232 87V84L234 85V83H233V81H234V79H235ZM1 78V77H0ZM24 77L22 76V78H20L19 77V79H23ZM39 78V77H38ZM151 78V77H150ZM158 78V77H157ZM168 78H170V77H168ZM197 78V77H196ZM12 79V78H11ZM88 79V78H87ZM86 79V80H87ZM125 79H128V77L126 76V75H123V74H114V81L116 82V83H114V84H118V83H123L122 81L123 80H125ZM152 79H154L153 77H152ZM151 79V80H152ZM159 79V80H160ZM166 79H165V81H166ZM24 80H25V78H24ZM32 80L33 79H31L30 78V80H29V78H28V80H27V82H26V80H25V82H26V85H28L30 82H28V81H31L32 82ZM155 80V81H154ZM153 80V83H154V85H156L157 83H159V82H157L156 83V81H158V80H156V79H154ZM172 80V79H171ZM196 80V79H195ZM202 80V79H201ZM14 81H15V79H14ZM13 81V82H14ZM16 81H18V78H17V80ZM16 81L13 83V87H15V83H16ZM101 81V80H100ZM148 81V80H147ZM165 81H163V82H165ZM170 81V80H169ZM169 81H167V82H165L166 84H165V87H167V88H169L170 87V85H169ZM21 82H23V81H21ZM136 82V81H135ZM174 82V81H173ZM195 82V81H194ZM193 82V83H194ZM202 82V81H201ZM5 83V82H4ZM10 83V82H9ZM12 83L10 84L11 86H12ZM93 83H95V82H93ZM153 83H152V85H153ZM15 84V85H14ZM19 84H21V83H19ZM160 84V83H159ZM158 84V86H160L161 87V85H163V84H160L159 85ZM171 84V83H170ZM201 84V83H200ZM204 84V83H203ZM202 84V85H203ZM23 84H21V88H18V89H21V91L20 90H17L16 92H14L15 90H13L11 87V89L13 90V93L11 92V97H12V94L13 95H15L14 93H17V95H18V93L20 94V92H23L22 90H24L23 89V87L24 86H22ZM25 85V86H26ZM105 85V87L103 88L104 89V91H110V90H114L115 88H116V86L115 85H113V84H107V83H105L104 84ZM151 84H149L148 85V88H149V90H150V88L151 87H153ZM173 85H174V83H173ZM172 85V86H173ZM202 85H200V86H202ZM17 87H18V84L16 85ZM151 86V87H150ZM171 86V87H172ZM199 86V85H198ZM6 87V86H5ZM160 87H159V89H160ZM8 88V87H7ZM25 88V87H24ZM164 88V87H163ZM174 88V87H173ZM157 89H158V87H157ZM171 89V88H170ZM198 89V88H197ZM201 89V88H200ZM203 89V88H202ZM5 90V89H4ZM162 90V92L163 91H165V90H163V89H161ZM8 91V90H7ZM18 91H20V92H18ZM83 91V90H82ZM199 91V90H198ZM244 91V92H243ZM85 92H86V90H85ZM158 92V91H157ZM161 92V93H162ZM167 92V91H166ZM195 92V91H194ZM193 92V93H194ZM156 93V92H155ZM159 94H157L158 96L160 95V91L158 92ZM167 93H169V92H167ZM185 93V92H184ZM188 93V92H187ZM2 94V93H1ZM0 94V96H2ZM5 94V93H4ZM4 94H3V96H4ZM8 94V93H7ZM6 94V95H7ZM22 94V93H21ZM151 94H154V93H151ZM164 93H162L161 95H163ZM155 95V94H154ZM157 95L155 96L156 98H157ZM186 95V94H185ZM201 95V94H200ZM2 96V97H3ZM9 96H10V94H9ZM170 96V95H169ZM168 96V97H169ZM6 97V96H5ZM149 97V96H148ZM152 97V96H151ZM185 97V96H184ZM183 97V98H184ZM199 97V96H198ZM9 98L10 97H8V101H9ZM197 98V97H196ZM3 99V98H2ZM5 99V98H4ZM12 99V98H11ZM148 99H150V98H148ZM158 99V98H157ZM156 99V100H157ZM186 99H188L189 100V98H186ZM186 99H184L185 101H186ZM192 99V98H191ZM194 99V98H193ZM192 99V100H193ZM187 100V101H188ZM2 101V100H1ZM7 101V102H8ZM107 101V100H106ZM183 101V100H182ZM184 101V103H186ZM191 101V100H190ZM10 102V101H9ZM8 102V103H9ZM47 102H51L50 100L48 101L47 100ZM115 102V101H114ZM154 102V101H153ZM152 102V103H153ZM156 102H158V101H156ZM192 102V101H191ZM3 103V102H2ZM54 103V102H53ZM105 103V102H104ZM149 103H150V100H149ZM155 103V102H154ZM165 103H167V101L165 102ZM189 103V102H188ZM7 104V103H6ZM47 104V103H46ZM49 104V103H48ZM190 104V103H189ZM188 104V105H189ZM52 105V104H51ZM55 105V104H54ZM106 105V104H105ZM110 105V104H109ZM111 105H114V104H111ZM148 105H152V104H148ZM181 105H182V103H181ZM1 106H3V105H1ZM45 106V105H44ZM104 106V105H103ZM146 106V105H145ZM144 106V107H145ZM152 107V106H151ZM150 107V108H151ZM97 108V107H96ZM98 108H99V106H98ZM97 108V109H98ZM107 108H109L108 107V105H107ZM110 108H111V106H110ZM120 108V107H119ZM124 108V107H123ZM143 108V107H142ZM141 108V109H142ZM150 108H145V109H150ZM168 108H169V106H168ZM178 108H179V106H178ZM178 108H175V112H174V114H172V121L176 118L174 115H176V112H178ZM186 108V107H185ZM2 108L0 107V110H1ZM4 109V108H3ZM141 109H139V110H141ZM144 109V110H145ZM43 110H45V109H42V114H45L46 112L45 111H43ZM48 110V109H47ZM81 110V109H80ZM107 109H105V111H106ZM109 110V109H108ZM112 110H113V108H112ZM138 110V111H139ZM143 110V111H144ZM146 110V111H147ZM180 110H181V108H180ZM186 110V109H185ZM3 110H1L0 112L1 113H3L2 112ZM55 111V110H54ZM58 111V110H57ZM84 111H85V113H84ZM84 111H83V113H82V117H84L85 119H87V120H90V118H92L91 116H90V114L88 113V111L87 110H85L84 109ZM96 111V113H98L97 114V116H99V110L97 111V110H95ZM104 111V112H105ZM110 111V110H109ZM115 111V110H114ZM120 111H122V110H120ZM124 111V110H123ZM125 111L127 112L128 111V109L126 110L125 109ZM130 111V110H129ZM138 111H137V109H136V113L137 114H140L141 112H139L138 113ZM146 111L144 112V115L146 114ZM149 111V110H148ZM169 111V110H168ZM49 112V111H48ZM58 112H61V110L60 111H58ZM131 112H132V110H131ZM170 112H172V111H170ZM180 112V111H179ZM178 112V113H179ZM1 113H0V116L1 117H4L5 118V120H8V117H5V115H7L8 114V111H7V113L6 114H4V116H3V114L1 115ZM62 113V112H61ZM122 113V112H121ZM121 113H119V116H121L120 114ZM133 113V112H132ZM136 113H135V111H134V114L136 115ZM181 113H183V111L181 110ZM180 113V114H181ZM49 114V113H48ZM47 114V117H46V115H45V117H44V119H42L43 120V124H44V120H46V118H51V116L50 115H48ZM54 115H55V113H53ZM53 114H51L52 115V117H53ZM101 114H102V112H101ZM106 114V113H105ZM104 114V115H105ZM109 114V113H108ZM125 114V113H124ZM128 114H130V112L128 113ZM127 114V115H128ZM148 114V113H147ZM146 114V115H147ZM180 114H178V116H180ZM187 114V113H186ZM10 114H8V116H9ZM94 115H95V112H94ZM103 115V114H102ZM101 115V116H102ZM117 115V114H116ZM123 115V114H122ZM132 115V114H131ZM144 115H142V116H144ZM39 116H41V115H39ZM57 116H58V114H57ZM61 116V115H60ZM100 116V117H101ZM130 116V115H129ZM137 116H139V118H140V116L141 115H136V117ZM174 116V117H173ZM182 116V115H181ZM10 117H11V115H10ZM43 117V116H42ZM62 117H64V116H61L60 117V119L62 118ZM95 117V116H94ZM133 117H134V115H133ZM165 117V116H164ZM183 117V116H182ZM56 118V117H55ZM54 118V119H55ZM130 118H131V116H130ZM135 118V117H134ZM133 118V120L135 121V119ZM142 119H143V117H141ZM169 118H170V116H169ZM174 118V119H173ZM181 118V117H180ZM2 119V118H1ZM10 119V118H9ZM52 119V118H51ZM63 119V121H65V119L64 118H62ZM105 119V118H104ZM142 119H139L140 121H143ZM181 119H183V118H181ZM3 120V119H2ZM48 120V119H47ZM46 120V121H47ZM97 120H98V118H97ZM176 120V119H175ZM174 120V121H175ZM184 120V119H183ZM11 121V120H10ZM10 121H8V122H10ZM40 120H38L37 121V123L39 122ZM46 121H45V123H46ZM48 121H54V120H48ZM60 121V120H59ZM62 121V122H63ZM106 121V120H105ZM3 122V121H2ZM7 122V121H6ZM12 122V121H11ZM136 122H138V121H136ZM1 123V122H0ZM36 123V124H37ZM53 123V122H52ZM133 123V122H132ZM138 123H141V122H138ZM137 123V124H138ZM171 123V120H165V122L163 123V124H165V127H166V125L168 126L169 124ZM174 122H172V124H173ZM6 124V123H5ZM5 124H4V122H3V124L1 123V126H2V128H3V125L5 126ZM8 124H10L11 125V123H8ZM20 124V123H19ZM18 124V126H20ZM40 126H38V125H36L37 127H38V129L37 130H39V129H41V128H39V127H41V123L39 122L38 123ZM58 124V123H57ZM63 125H64V122L62 123ZM62 124H60V126L62 125ZM67 124V123H66ZM64 125V129H65V126H67V125ZM134 124L135 125H137L135 122H134ZM134 124H133V126L132 127H135L134 126ZM172 124H170V125H172ZM178 123H176V125H177ZM189 124V125H188ZM10 125H8L7 127H10ZM17 125V124H16ZM46 125H48L47 123H46ZM52 125V124H51ZM1 126H0V129H1ZM25 126V125H24ZM36 126H34V128L36 127ZM56 126V125H55ZM59 126V127H60ZM147 126V125H146ZM151 126H153L152 128L154 129V126L155 125H151ZM151 126H147V127H149L151 130H152V128H151ZM173 126V125H172ZM6 127V126H5ZM16 127V126H15ZM36 127V128H37ZM52 127V126H51ZM61 127H63V126H61ZM72 127V126H71ZM84 127H85V125H84ZM137 127V126H136ZM157 127V128H156ZM158 127H161V128H158ZM165 127H162V126H155V129L157 130V129H159V131H161V132H163L164 131V135H165V133L168 131V129L170 130V128H166V130H165ZM170 127V126H169ZM177 127V126H176ZM17 128V127H16ZM24 128V127H23ZM31 128V127H30ZM35 128V129H36ZM43 128V127H42ZM67 129L68 128H70V125L69 126H67L66 127ZM91 128L93 129V130H95V128H93V125H88V128H87V131H91ZM146 128V127H145ZM144 128V130H142L143 132H144V134L147 136L148 134L150 135V133H152V132H150V133H148V134H146L147 133V131L146 130H148L149 131V129L148 128H146L145 129ZM164 128V129H163ZM198 128H200L201 129V134L199 135V137L196 139V137H194V136H192V133H193V131H195L196 129H198ZM7 129H9V128H7ZM7 129H6V131H7ZM11 129V128H10ZM9 129V130H10ZM32 129V128H31ZM52 129V128H51ZM57 129V128H56ZM64 129H61V130H64ZM72 129H73V127H72ZM71 129V130H72ZM135 129V128H134ZM154 129V130H155ZM160 129H162V130H160ZM174 129V128H173ZM172 129V130H173ZM5 130V129H4ZM33 130V129H32ZM42 130V129H41ZM59 130V129H58ZM136 130V129H135ZM135 130H134V134H132V135H136L135 134ZM150 130V131H151ZM156 130L155 131H153L154 132V134H156V135H158L157 133H159V131H157L156 132ZM12 131L14 132V130H10V133L12 134ZM33 131H35V130H33ZM45 131V130H44ZM65 131H67V130H65ZM70 131V130H69ZM131 131H133V129L131 130ZM141 131V133H143ZM166 131V132H165ZM3 132V131H2ZM1 132V133H2ZM20 132H23V131H20ZM31 132V131H30ZM38 132V131H37ZM48 132V131H47ZM49 132H50V130H49ZM68 132V131H67ZM72 132V131H71ZM146 132V133H145ZM0 133V134H1ZM3 133H5V131L3 132ZM6 133H8V132H6ZM10 133H9V135H10ZM62 133V132H61ZM60 133V134H61ZM70 132H68L67 134H69ZM136 133H137V131H136ZM15 135H16V133H14ZM14 134H12V135H14ZM22 135H23V133H21ZM21 134L19 135V133H18V135L17 136H19L18 138H20V136H21ZM29 134V133H28ZM49 134V133H48ZM52 133H50V135H51ZM53 134H55L56 135V132H53ZM59 134V133H58ZM59 134V135H60ZM65 135L64 136H67L66 135V133H64ZM143 134V137L144 138H142L143 140H145L146 142H147V144H148V142L150 143V147H152L151 145H153V142H154V140H156L157 139V137L155 138L154 137V134L152 133V138L154 139V140H152V141H148L151 137H149V139H148V136L146 137L145 135ZM168 134V133H167ZM174 134V133H173ZM3 136V138L1 137V135H0V138H2L3 140H4V135L5 134H2ZM6 135H8V134H6ZM26 135V134H25ZM131 135V134H130ZM130 135H128L129 137H130ZM132 135H131V137H132ZM137 135H141L140 133H138ZM160 135V134H159ZM158 135V136H159ZM39 136V135H38ZM54 136V135H53ZM64 136H62L61 135V137H64ZM72 136H73V134H72ZM76 136V135H75ZM127 136V137H128ZM10 137V136H9ZM15 137V136H14ZM27 137H28V135L27 136H25V138L24 139H26L27 140V142L25 143V142H23V143H25L26 145L24 146L23 145V147L21 146L22 144L19 142V141H22L23 140V138L22 139H19V141H16L15 139L17 138V137H15V142H19V144H21L20 146L19 145H17V144H14L15 142L13 141V144H12V141H11V139L10 138H8L7 136L5 137V138H7L6 139V141L9 139V141H3L4 143H10V141H11V144H12V146L10 147V145L8 146V147H10V148H14L15 147V145L18 147V148H20V149H18L19 151L21 150V147L22 148H25L26 146H27V143L28 142H30L31 143V141L30 140H32L31 138H30V140H28L27 139ZM30 137V136H29ZM55 137H57V135L56 136H54L53 138H52V135H51V137H49L48 136V138H52L53 139V141L54 140H56L57 138H55ZM60 137V136H59ZM60 137V138H61ZM70 137V136H69ZM141 137H142V135H141ZM146 137V138H145ZM173 137V136H172ZM12 139H13V136L11 137ZM45 138H47V137H45ZM44 138V139H45ZM55 138V139H54ZM134 138V137H133ZM133 138H132V140H130V141H134L133 140ZM137 139H138V137H136ZM135 138V139H136ZM151 138V139H152ZM34 139H35V137H34ZM42 140V141H45V140ZM52 139H51V141L50 142H52ZM63 139V138H62ZM61 139V140H62ZM71 139V138H70ZM74 139H75V137H74ZM73 139V140H74ZM146 139H148V140H146ZM150 139V140H151ZM170 139V138H169ZM26 140H24V141H26ZM41 140V139H40ZM48 140V139H47ZM58 140V139H57ZM67 140H69L68 138H67ZM127 140V139H126ZM42 141H39V142H41L42 143ZM48 141V143H50ZM65 141H66V137H65ZM64 141V142H65ZM158 141V140H157ZM2 142V141H1ZM34 142V141H33ZM39 142H37V144L39 143ZM47 142V141H46ZM56 142V141H55ZM60 142V140H58V143ZM63 142V141H62ZM69 143H73V142H70V140L68 141ZM68 142H67V144H68ZM136 142V141H135ZM156 142V141H155ZM162 142V141H161ZM167 142V141H166ZM4 143H3V146H4ZM40 143V144H41ZM44 143V142H43ZM43 143L41 144V145H38L39 147L40 146H43ZM61 143V142H60ZM59 143V144H60ZM128 143H130L129 141H128ZM53 143H50L49 144V146H48V148L50 147V148H52L51 147V145H52ZM123 144V143H122ZM122 144H121V146H122ZM144 144L145 145H147L145 142H144ZM143 144V146H145ZM164 144V143H163ZM184 144V145H185ZM7 145V144H6ZM29 145V144H28ZM32 145V144H31ZM45 145H46V143H45ZM69 145V144H68ZM67 145V146H68ZM127 145H129V147H133V150L135 149L134 147H137L136 146V143H134V145L133 144H127L126 143V146ZM130 145H132V146H130ZM137 145H139V143L137 144ZM162 145V144H161ZM30 146V145H29ZM56 146V145H55ZM57 146H59V145H57ZM60 146H62L61 144H60ZM141 146V145H140ZM139 146V147H140ZM143 146H141V148H142V150L140 149V151L139 152H141L142 151V153H143ZM158 146V145H157ZM1 147V146H0ZM5 147V146H4ZM4 147L1 149V151L4 149ZM16 147V148H17ZM30 147H32V146H30ZM30 147H28L27 146V148H25L26 149V151H28L29 152V150H27V149H29ZM35 147H36V144H35ZM34 146L32 147V150H34V149H36ZM45 147V146H44ZM44 147L42 148H39V149H43L44 151L46 150V148L44 149ZM124 147V146H123ZM128 147V146H127ZM147 147H148V145H147ZM149 147V148H150ZM155 147H156V145H155ZM16 148H14V149H16ZM47 148V149H48ZM69 148H70V146H69ZM69 148H67V147H65V149H69ZM126 147H124V152H126L129 148H127V149H125ZM148 148V149H149ZM157 148H159L160 149V147L158 146ZM6 149H8L7 147H6ZM5 149V151H7ZM13 149V150H14ZM25 149H24V151H23V155H21L22 154V152H20L19 154L21 155V156H19V154H17V151L16 152H13L15 155L17 154L19 157H20V159L22 160V159H24V160H26L27 159V157L25 158V157H23V156H27V155H29V153H25ZM61 149V148H60ZM60 149H55L54 148V151L53 150H50L51 152L53 151V152H55V150L56 151H58V150H60ZM71 149V148H70ZM122 149V148H121ZM120 149V150H121ZM131 149V148H130ZM146 149V148H145ZM151 149V148H150ZM195 149H196V147H195ZM12 150V151H13ZM38 150V148L36 149V150H34V153H35V151H36V153H38V152H40V151H37ZM64 150V149H63ZM126 150V151H125ZM132 150V151H133ZM135 150H137V152H138V149H135ZM156 150V149H155ZM8 151H9V149H8ZM7 151V152H8ZM30 151H31V149H30ZM49 151V150H48ZM50 151L49 152H45V153H42V154H48V157L49 158H51L50 157ZM123 151V150H122ZM131 151V152H132ZM7 152H2V153H6L5 155V157L4 156H1L2 155V153H1V157H4V159L5 158H7V160L6 161H4L3 160V158H1L4 162H2V160H1V163H0V171L2 172L1 173V175L2 176H0V188H5L6 187V185L4 184L5 182L3 181V179H2V181L3 182H1V178H4V176L5 175H7L8 173H10V172H8L9 170H8V168L10 169L13 165H14V163H16L15 161H17V159L15 158L14 159V163H12L13 162V160H10L9 158H11V155L9 156V152L7 153ZM32 152V151H31ZM31 152H30V155H31ZM52 152V153H53ZM58 152H60V151H58ZM69 152L70 151H68V154H69ZM72 152V151H71ZM70 152V155L72 154ZM117 152H119V151H117ZM121 152V151H120ZM129 150H128V152H127V154H126V156H124L125 157V160L122 158V160H123V162L124 161H127L128 162V160L130 161V159H128V154H129ZM130 152V153H131ZM135 151H133L129 156H130V158H132V157H134V156H132L133 154L134 155H137V153L135 154L134 153ZM146 154H148V152H146V151H144ZM152 151H150L149 153H151ZM153 152H154V150H153ZM162 152V151H161ZM33 153V152H32ZM35 153V154H36ZM62 154H63V151L61 152ZM65 153V152H64ZM7 154H8V156H7ZM11 154V153H10ZM24 154H26V155H24ZM39 154H41V153H39ZM41 154V155H42ZM55 154V153H54ZM53 154V155H54ZM121 154V153H120ZM123 154V153H122ZM139 154V153H138ZM145 154V157L143 156V155H141L140 157H141V162L139 161L140 159L138 158V155L136 156V162L138 161V162H140V163H143V166H147V165H145L146 164V162H147V164H148V161L147 160H152L153 161V157L155 156V155H157V153H152V155H151V157H152V159H148L149 157H150V155L148 154V155H146ZM153 154H154V156H153ZM16 155V156H17ZM43 155V156H44ZM52 155V154H51ZM53 155H52V157H53ZM59 156L61 155V154H58ZM57 155V156H58ZM66 155H67V153H66ZM66 155H63L64 156V159H66L65 158V156ZM124 155V154H123ZM140 155V154H139ZM17 156V157H18ZM36 156V155H35ZM34 155H33V157H35ZM46 156V155H45ZM122 156V155H121ZM132 156V157H131ZM144 157V159L147 157V159H145L146 160V162H145V160H143V157ZM149 156V157H148ZM158 156V155H157ZM15 156L13 155V158H14ZM22 157V158H21ZM31 157V156H30ZM30 157L28 156V158L30 159ZM32 157V158H33ZM37 158H38V155L36 156ZM35 157V158H36ZM40 157V156H39ZM48 157H46V158H48ZM56 156H54V158H55ZM119 157V156H118ZM156 157V156H155ZM168 157L169 158H172V159H177V153H176V150H174V151H170V153H169V155H168ZM34 158V160H35V162H37V160L39 161V159H35ZM57 158V157H56ZM116 158V157H115ZM128 160H127V159ZM12 159V158H11ZM19 159V158H18ZM19 159V160H20ZM60 160V159H59ZM158 160V159H157ZM33 161V160H32ZM31 161V162H32ZM40 161H42L41 159H40ZM61 161V160H60ZM60 161L58 162V164H60ZM63 161V160H62ZM114 160H112V162H113ZM132 161H135V159L133 160L132 159ZM152 161H150V162H152ZM155 161V160H154ZM154 161H153V163H154ZM171 161V160H170ZM18 163L20 162V161H17ZM21 162H23V166L24 165H28L29 166V164L27 163H25L24 161H21ZM20 162V163H21ZM27 162H28V159H27ZM34 161L32 162V163H34V166H35V163ZM43 162V161H42ZM45 162H46V160H45ZM53 162V161H52ZM120 162H122V161H120ZM122 162V163H123ZM131 162V161H130ZM138 162L136 163L137 165H136V167H141V165H138ZM145 162V163H144ZM157 162V161H156ZM19 163V164H20ZM30 163V162H29ZM41 163V162H40ZM47 163V162H46ZM126 163V162H125ZM124 163V164H125ZM129 163V162H128ZM128 163H126L127 165H129ZM134 163V162H133ZM139 163V164H140ZM152 163V164H153ZM158 163H160V161L158 162ZM37 164H38V162H37ZM56 165H57V163H55ZM116 164V163H115ZM120 164V163H119ZM118 164V165H119ZM124 164H123V168H121L122 170L123 169H125L124 167ZM125 164V165H126ZM151 164V163H150ZM149 164V165H150ZM172 164V163H171ZM170 164V165H171ZM15 165H17V164H15ZM31 165V164H30ZM40 164H38V166H39ZM43 165V164H42ZM135 165V164H134ZM134 165H132V163H131V166H134ZM149 165H148V167H149ZM174 165V164H173ZM21 165H19V167H20ZM27 166V167H28ZM38 166H35V169H36V167H38ZM47 166V165H46ZM54 165H52V167H53ZM122 166V165H121ZM120 166V167H121ZM157 166H161V164L160 165H157ZM188 166H189V164H188ZM17 167V166H16ZM32 169H34L33 168V164H32ZM55 167V166H54ZM127 167V166H126ZM145 167H142V168H145ZM152 167V166H151ZM153 167H154V165H153ZM152 167V168H153ZM174 167H175V165H174ZM177 167V166H176ZM187 167V166H186ZM224 167V166H223ZM18 168V167H17ZM62 168V167H61ZM150 168V167H149ZM169 168V167H168ZM192 168V167H191ZM191 168H187V169H191ZM28 169V168H27ZM31 169V168H30ZM49 169H51V168H49ZM120 169V168H119ZM132 169L134 170V168L132 167ZM22 170V169H21ZM29 170V169H28ZM27 170V171H28ZM135 170H137L136 168H135ZM141 170H143V169H141ZM140 170V171H141ZM145 170H146V168H145ZM145 170H144V172H145ZM148 170V169H147ZM178 170V169H177ZM180 170V169H179ZM15 171V170H14ZM23 171V170H22ZM27 171H26V174L25 175H29V174H27ZM38 171H40V170H38ZM49 171V170H48ZM128 171H132L131 170V168H130V165H129V167H128ZM128 171H126V175H127V173H128ZM139 171V173L141 174V172ZM18 172V171H17ZM33 172H35L34 170L32 171V173ZM133 173V175H134V173H135V171H132ZM144 172H143V174H144ZM16 173V172H15ZM28 173H30V170H29V172ZM39 173H41V172H39ZM44 173V172H43ZM43 173H41V174H43ZM124 172H121L120 171V173H119V175H118V177H117V179H115V183H114V188H118V189H120L121 191L123 190V188L124 187H127L129 184H132L133 182V180H134V178L132 179V183H130L129 181H127V180H124V179H130L129 178V176L131 175V172L130 173H128L129 175H125V174H123ZM12 174H14V173H12ZM24 174V173H23ZM40 174V175H41ZM137 174V173H136ZM146 174H147V172H146ZM16 175V174H15ZM19 175V174H18ZM35 175V174H34ZM33 175V176H34ZM145 175V174H144ZM176 175H178L177 174V171H176ZM10 176V174L8 175V177ZM20 176V175H19ZM6 177V176H5ZM11 177H12V175H11ZM29 177H30V175H29ZM35 177V176H34ZM39 177V176H38ZM66 177V176H65ZM64 176H63V178H65ZM125 177V178H124ZM131 177V176H130ZM139 177V176H138ZM175 176H173L172 174L170 175V176H167V177H164V175L163 176H161L160 175V170H159V168H157V169H155L154 168V170L153 171H149L148 172V174L147 175H145L144 177H142L139 181H137L135 184H133L131 187L129 186L128 188H129V190L128 189H126L125 190V188H124V191H122L123 193V195H121V196H119V198L117 199V200H115L117 197H118V195H116L115 194V192L114 193H110V192H108V193H106L92 208H91V210L86 214V217H87V221H89V219H88V217L90 216V215H92V214H98V216H99V214H101V213H103L105 210H106V208H107V206L109 205V204H114V206H113V210L111 211L110 209V211H111V213H108V212H110L109 210H108V212L106 211V213L105 214H103V216L102 217H104L105 218V216H107V217H109L110 216V218H107V219H104V220H108L105 224H103L104 226H102V228L101 227H99V228H101V229H99V228H95L96 227V225L97 224H99L100 222L99 221H101L102 219H100L99 218V221H98V223H97V216L95 217V219H96V222H95V219H92L93 218V215H92V217L90 216V221H89V223H91V221L93 222L92 224H88V225H90V226H88L87 224H84V225H81L80 227H82L81 229H78V231H83V228L85 227L86 228V230H88V232H89V230H91V229H94L95 228V230H97V232L96 233H94L93 234V236L90 238L91 240H90V247L93 249H95V247H97L98 245H99V241L101 242V240H100V237H101V232H103L104 230H107V229H109V231H112L111 229V227H115V226H117V230H115L114 232H111V239L112 240H115V239H118L121 235H123V234H126L127 232H130V231H138V229L139 228H141V227H149L150 229L154 226V225H156V223H157V221H156V219H157V216H159L160 215V213L162 212V210L163 209H165L167 206H169V204L171 203H173V202H176L179 198H177V190L178 189H180V187H179V183H178V181L174 178ZM13 178H16V177H14V175H13ZM21 179H23L22 177H20ZM31 178H32V176H31ZM31 178H29V179H31ZM6 180H7V183H10V182H8V180H9V178L7 179V177L5 178ZM11 179V178H10ZM26 179V178H25ZM28 179V180H29ZM34 178H32V180H33ZM138 179V178H137ZM18 180H19V178H18ZM35 180V179H34ZM36 180H37V178H36ZM10 181V180H9ZM14 181V180H13ZM125 181H127L126 183H128L129 182V184H127L126 185V183H125ZM33 182V181H32ZM36 182V181H35ZM34 182V183H35ZM11 183H13L12 181H11ZM17 183H19V181H17ZM26 183V182H25ZM3 184V185H2ZM22 184V183H21ZM28 184H31V183H28ZM36 184V183H35ZM8 185V184H7ZM11 187H13L12 186V184L10 185ZM10 187V188H11ZM22 187V186H21ZM25 187V186H24ZM28 187H30V186H28ZM31 187H32V185H31ZM31 187H30V189H31ZM9 188V189H10ZM17 188H19V187H17ZM131 188V189H130ZM8 189V188H7ZM13 191H16V187H15V190H14V188H11ZM23 189H26V188H23ZM1 190V189H0ZM4 190V189H3ZM21 190V189H20ZM29 190V189H28ZM34 190V189H33ZM32 189L30 190V191H33ZM128 190V191H127ZM6 191V190H5ZM4 191V192H5ZM19 191V190H18ZM22 191V190H21ZM2 192V190L0 191V193ZM27 193H29L28 191H26ZM120 191H118V193H119ZM121 193V192H120ZM1 194H3V193H1ZM17 194V193H16ZM21 194V193H20ZM30 194V193H29ZM3 195H5V193L3 194ZM2 195V196H3ZM9 195H11V193L9 192ZM8 195V196H9ZM18 195V194H17ZM16 195V196H17ZM32 195H33V193H32ZM246 196L247 195H245V194H243V195H241L240 197H239V202H241L242 200H244L245 198H246ZM5 197V196H4ZM33 197V196H32ZM6 198V197H5ZM15 198V197H14ZM17 198H18V196H17ZM20 198H21V196H20ZM24 196H23V201L22 202H24ZM51 199H52V201H53V204H52V206L50 207L49 206V208L47 207V209H46V211L45 212H43V214L42 215H47V216H45V217H49L53 212L55 213V212H58V210H61L62 208H64V207H66V206H68V204L71 202L70 200L68 201L67 199H60V197H59V195H57V194H54L52 197H51ZM2 200H4V198L2 199ZM7 200V199H6ZM14 200H16V199H14ZM22 199H20V201H21ZM8 201V200H7ZM17 201H18V199H17ZM22 202H21V205H22ZM0 203H1V201H0ZM25 203V202H24ZM24 203H23V205H24ZM6 205V204H5ZM9 204H7V206H8ZM0 206H2L1 204H0ZM4 206V205H3ZM3 206H2V208H3ZM26 207H27V205H25ZM5 207V206H4ZM29 207V206H28ZM28 207L27 208H25V210L26 209H28ZM1 208V207H0ZM7 208V207H6ZM111 208V207H110ZM4 209L5 208H3V212H4ZM14 209V208H13ZM43 208H41V210H40V213L43 211L42 210ZM236 209V208H235ZM0 211H1V209H0ZM8 211H9V209H7V212H5L4 214L5 215H7V217H9V215L8 214H12L11 212H9L8 213ZM13 212V211H12ZM7 213V214H6ZM15 213H16V211H15ZM108 213V215L109 214H111V215H106ZM4 214H3V216H4ZM18 214V213H17ZM48 214H50V215H48ZM15 215V214H14ZM2 215H0V217H1ZM2 216V217H3ZM12 215H10V217H11ZM18 218H19V215H16ZM5 218H4V220L7 222V220H8V218H6V216H4ZM85 217V218H86ZM12 218H13V216H12ZM0 220H1V218H0ZM9 220H11V218L9 219ZM12 221V220H11ZM87 221H85V222H87ZM1 222V221H0ZM14 222V221H13ZM96 223V225H95V223ZM102 222H104V221H102ZM3 223V222H2ZM15 223H18V226H19V222H15ZM78 223V222H77ZM11 224V223H10ZM94 224V225H93ZM0 225H1V223H0ZM92 225H93V227H92ZM102 225V224H101ZM8 226H10V225H8ZM8 226H5V227H8ZM11 226H12V224H11ZM76 226V225H75ZM1 227V226H0ZM4 227V226H3ZM92 227V228H91ZM98 227V226H97ZM11 228V227H10ZM88 228V229H87ZM111 228V229H110ZM0 229H2V227L0 228ZM4 229V228H3ZM9 229V228H8ZM15 229L17 230V228L15 227ZM7 230V229H6ZM12 230V229H11ZM95 230H93L94 232H95ZM9 231V230H8ZM18 231V230H17ZM16 231V232H17ZM73 231V230H72ZM93 231L91 230V233H93ZM1 232V231H0ZM10 232V231H9ZM13 232V231H12ZM84 232V231H83ZM83 232H78V233H82V235H83ZM14 233V232H13ZM70 233V232H69ZM68 233V234H69ZM76 233H77V231H76ZM90 233V234H91ZM108 233V232H107ZM110 233V232H109ZM84 234H85V232H84ZM76 235V234H75ZM85 235H88V237L86 236V238L87 239H89V234H85ZM92 235V234H91ZM127 235H129V233L127 234ZM135 235H136V233H135ZM134 235V236H135ZM72 236H74V235H72ZM108 236H110V235H107V237ZM104 237H105V234H104ZM136 237V236H135ZM68 238H72V237H68ZM79 238H80V236H79ZM79 238L78 239H76V240H79ZM82 238H84V236H82ZM86 238H84V240L86 239ZM103 238V237H102ZM125 239V238H124ZM126 239H128L127 237H126ZM126 239H125V241L124 242H126ZM134 239V238H133ZM84 240H82V241H84ZM10 241H13V239L12 240H10ZM9 241V242H10ZM68 241V240H67ZM67 241H66V243L65 244H67ZM70 241V240H69ZM81 241V244H83V246H84V244L85 243H83ZM89 241V240H88ZM104 241V240H103ZM128 241V240H127ZM8 242V243H9ZM15 242H16V240H15ZM14 242V243H15ZM22 242V241H21ZM79 242V241H78ZM77 242V243H78ZM86 242H87V240H86ZM119 242V241H118ZM129 242V241H128ZM12 243V242H11ZM10 243V244H11ZM20 243V242H19ZM70 243V242H69ZM120 243V242H119ZM122 243V242H121ZM129 243H131V242H129ZM10 244H7L6 242H4L3 240H2V238L0 237V255L1 254H3V257H2V255H1V258H6V257H4V253H6L7 254V252H9L10 251V248H9V245ZM16 244V243H15ZM14 244V245H15ZM65 244H63V248L61 247V245H60V247H61V249L63 250V249H65L64 248V246H65ZM75 244H76V242H75ZM78 244H80V243H78ZM78 244H76L77 246H78ZM118 244V243H117ZM116 244V245H117ZM124 244V243H123ZM122 244V245H123ZM18 245V244H17ZM69 245V244H68ZM86 245V244H85ZM108 245V244H107ZM106 245V246H107ZM116 245H114L115 247H116ZM121 244H120V246H122ZM128 245V244H127ZM126 245V246H127ZM11 246V245H10ZM19 246H20V244H19ZM19 246H17V247H19ZM102 246V245H101ZM16 247V248H17ZM80 247H82V245L81 246H78L77 248H78V250H82V248L81 249H79ZM86 247H87V245H86ZM109 247V246H108ZM129 247H130V245H129ZM15 248V247H14ZM21 248V247H20ZM25 247H23L22 249H24ZM29 247H27V249H28ZM70 248H71V246H70ZM74 248V247H73ZM88 248H89V246H88ZM100 248V247H99ZM114 248V247H113ZM117 248V247H116ZM127 248H128V246H127ZM126 248V249H127ZM13 249V248H12ZM56 249V248H55ZM59 249V248H58ZM61 249L59 250V251H61ZM67 249H69V247L67 248ZM76 249V248H75ZM83 249H85V248H83ZM97 249V248H96ZM102 249V248H101ZM123 249V248H122ZM130 249H131V247H130ZM17 250V249H16ZM33 250V249H32ZM71 250H72V248H71ZM78 250H76V251H78ZM90 250V249H89ZM114 250V249H113ZM120 250H121V248H120ZM119 250V251H120ZM22 251V250H21ZM20 251V252H21ZM27 251V252H26ZM25 252H24V254L26 255V257H31L30 258V264L31 263H33V264H40L41 263V260H43L42 259V257H39V259H40V261L37 259V261L35 260L36 258H34L35 256H33V255H31L30 253V256L27 254L28 253V250H26ZM29 251H31L30 249H29ZM73 251H74V249H73ZM73 251H71L70 253H72ZM85 251V253H86V250H84ZM126 251H128V249L126 250ZM126 251L125 252H123L122 250H121V252L122 253H126ZM12 252V251H11ZM34 251H32V253H33ZM56 252H58V251H56ZM65 252H68V251H65ZM80 252H83V251H80ZM80 252H78V253H80ZM115 252V251H114ZM118 252V251H117ZM54 253H55V251H54ZM59 253V255L61 256V254L63 253H61V252H58ZM57 253V254H58ZM69 252H68V254H70ZM119 254H120V252H118ZM5 254V255H6ZM10 254V253H9ZM8 254V255H9ZM13 254V253H12ZM12 254L10 255V256H8L9 257V260H10V257L12 256ZM20 254V253H19ZM22 254H23V252H22ZM23 254V255H24ZM37 253H35L34 255H36ZM73 254V253H72ZM72 254H70V256L72 255ZM81 254V253H80ZM84 254V253H83ZM91 254V256H92V253H90ZM90 254H89V256H90ZM100 254H101V252H100ZM116 254V253H115ZM22 255V256H23ZM38 255L39 254H37V256L36 257H38ZM66 254H64L63 256H65ZM75 255H77V254H75ZM85 255H88V254H85ZM102 255H104V254H102ZM114 255V254H113ZM121 255V254H120ZM18 256V255H17ZM52 256V255H51ZM55 256H58V255H56L55 254ZM97 256V255H96ZM8 257L6 258V261L8 260ZM19 257V256H18ZM18 257H13V258H18ZM26 257H22V259H21V261H20V258H19V261H17L18 263L20 262V263H22V260H23V258H24V260H26L25 262H27V260L29 259V258H27L26 259ZM53 258H54V255L52 256ZM51 257V258H52ZM66 257V256H65ZM73 258H74V255L72 256ZM72 257H70V258H72ZM87 257V256H86ZM112 257V256H111ZM115 257V256H114ZM1 258H0V262H1ZM32 258H34V260H35V262H31V259ZM44 258H46V257H44ZM50 257H48V259H49ZM52 258V259H53ZM61 258V257H60ZM90 258V257H89ZM94 258H95V256H94ZM117 258H118V256H117ZM116 258V259H117ZM122 257H120V259H121ZM12 259V258H11ZM61 259H63V258H61ZM61 259L57 262V260H58V257H56L55 259H53V261H54V264H56V262L57 263H59L60 264V261H61ZM65 259V258H64ZM111 259V258H110ZM115 259V258H114ZM119 259V258H118ZM8 260V261H9ZM17 260V259H16ZM23 260V261H24ZM46 259H44L43 260V263H41V264H45L44 263V261H45ZM50 260V259H49ZM66 260V259H65ZM69 260V258L67 259V261ZM112 260V259H111ZM2 261H4V260H2ZM5 261V262H6ZM51 261V260H50ZM47 262V260H46V262L47 263H51V264H53V261H51V262ZM76 261V260H75ZM75 261H73V259H72V261L70 260V261H68V263L67 264H69V262L71 263H73V264H75L74 262ZM85 261V260H84ZM98 261V260H97ZM10 263L9 264H11V260L9 261ZM12 262H14V261H12ZM16 262V261H15ZM16 262V263H17ZM61 262H64V261H61ZM64 262V263H65ZM82 262V261H81ZM101 262V261H100ZM113 262H115V261H113ZM116 262L118 263V261L116 260ZM115 262V263H116ZM15 263V264H16ZM27 263H29V260H28V262ZM63 263V264H64ZM71 263V264H72ZM76 263H77V261H76ZM80 263V262H79ZM78 263V264H79ZM85 263V262H84ZM83 263V264H84ZM90 263V262H89ZM107 263H109V262H107ZM0 264H4V263H0ZM6 264V263H5ZM8 264V263H7ZM12 264H14V263H12ZM24 264H26V263H24ZM62 264V263H61ZM86 264V263H85ZM113 264V263H112ZM257 264V263H256Z\"/></svg>",
	"mask_w": 264,
	"mask_h": 264
}]
</instances>
